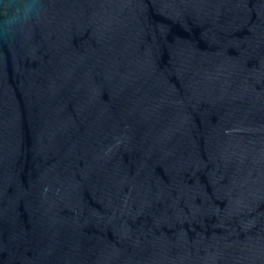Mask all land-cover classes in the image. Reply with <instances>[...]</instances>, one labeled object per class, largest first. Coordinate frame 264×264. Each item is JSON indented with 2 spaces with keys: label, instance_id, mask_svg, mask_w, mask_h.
Instances as JSON below:
<instances>
[{
  "label": "water",
  "instance_id": "water-1",
  "mask_svg": "<svg viewBox=\"0 0 264 264\" xmlns=\"http://www.w3.org/2000/svg\"><path fill=\"white\" fill-rule=\"evenodd\" d=\"M0 0V264H264V0Z\"/></svg>",
  "mask_w": 264,
  "mask_h": 264
},
{
  "label": "clouds",
  "instance_id": "clouds-1",
  "mask_svg": "<svg viewBox=\"0 0 264 264\" xmlns=\"http://www.w3.org/2000/svg\"><path fill=\"white\" fill-rule=\"evenodd\" d=\"M34 10V0L33 3L27 4L23 9H18L17 14L12 16L9 23H14L15 21L26 18Z\"/></svg>",
  "mask_w": 264,
  "mask_h": 264
}]
</instances>
